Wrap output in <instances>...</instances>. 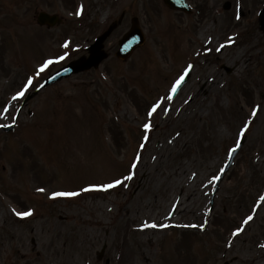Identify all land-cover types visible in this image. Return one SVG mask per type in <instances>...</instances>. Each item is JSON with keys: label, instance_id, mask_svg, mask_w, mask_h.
<instances>
[{"label": "rangeland", "instance_id": "rangeland-1", "mask_svg": "<svg viewBox=\"0 0 264 264\" xmlns=\"http://www.w3.org/2000/svg\"><path fill=\"white\" fill-rule=\"evenodd\" d=\"M187 1L0 0V264H264V0ZM133 17L145 42L121 60ZM110 25L99 67L24 101Z\"/></svg>", "mask_w": 264, "mask_h": 264}, {"label": "water", "instance_id": "water-1", "mask_svg": "<svg viewBox=\"0 0 264 264\" xmlns=\"http://www.w3.org/2000/svg\"><path fill=\"white\" fill-rule=\"evenodd\" d=\"M165 2L172 8L189 11V7L187 6L184 0H165ZM39 21L40 23H48L50 25H53L59 22L60 20L57 16H50L47 13H41L39 16ZM133 21L134 22L131 30L120 41L121 48L118 52L119 57L126 58L127 56H129L134 47L144 42V37L140 28L138 27L137 19H134ZM107 34L108 32L97 42L96 45L93 46L94 52L88 59L79 60L60 69L59 71L51 75L48 79H46L45 82L41 85V87L56 80H59L62 77L71 74L72 72H77L85 68H89L93 65H97L105 57V54L101 51V42L107 36Z\"/></svg>", "mask_w": 264, "mask_h": 264}, {"label": "snow or ice", "instance_id": "snow-or-ice-1", "mask_svg": "<svg viewBox=\"0 0 264 264\" xmlns=\"http://www.w3.org/2000/svg\"><path fill=\"white\" fill-rule=\"evenodd\" d=\"M51 63H52L51 60L47 61V63L44 65V67H47V64H51ZM17 95L18 96H23L24 92H19V93H17ZM155 110H156V108L153 107L152 111L155 112ZM145 127H150V125L146 124ZM130 178H131V176L127 177V179H130ZM121 183H122V181L116 180L114 183L100 185L99 187L104 188V189H108V188L114 187L115 185H119ZM40 191H44V189H40ZM73 195H77V193H73V192H56V193H53V196H73ZM15 214L17 216L27 217V216L31 215L32 213L25 211V212H16ZM251 219H252V217L249 216L248 220H251ZM145 226H147V225H145ZM151 226L152 227H157V225L154 222H153V224ZM159 226L163 227L164 225H159ZM236 231H237V233H239L242 230L241 229H237Z\"/></svg>", "mask_w": 264, "mask_h": 264}, {"label": "bare ground", "instance_id": "bare-ground-1", "mask_svg": "<svg viewBox=\"0 0 264 264\" xmlns=\"http://www.w3.org/2000/svg\"><path fill=\"white\" fill-rule=\"evenodd\" d=\"M236 26L237 25L236 24H233V23H231V25H230V27H236ZM199 36L201 38H203L205 41L207 40V36L205 35V32L204 31L200 30ZM239 56H240V54L238 53L232 60H227V63L226 64L234 63V64L238 65V61H239L238 57ZM253 91H254V89H253ZM252 93L253 92H250L249 90H246V94H245V98L246 99L245 100L251 101ZM221 106H222L221 99L220 98H217L216 99V108H218L220 110L221 109ZM180 169L183 170V168H180ZM181 173H183V171H181ZM181 206H182V204H181ZM173 212H175V210H173ZM169 217L172 218V217H175V216L173 214H171Z\"/></svg>", "mask_w": 264, "mask_h": 264}]
</instances>
